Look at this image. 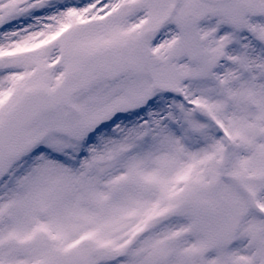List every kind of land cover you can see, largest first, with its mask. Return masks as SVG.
I'll return each mask as SVG.
<instances>
[{
    "label": "snow or ice",
    "instance_id": "6c2138e0",
    "mask_svg": "<svg viewBox=\"0 0 264 264\" xmlns=\"http://www.w3.org/2000/svg\"><path fill=\"white\" fill-rule=\"evenodd\" d=\"M0 264H264V0H0Z\"/></svg>",
    "mask_w": 264,
    "mask_h": 264
}]
</instances>
